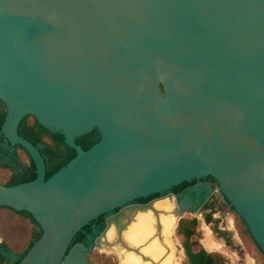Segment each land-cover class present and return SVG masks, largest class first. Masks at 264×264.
Segmentation results:
<instances>
[{
  "label": "water",
  "instance_id": "95a60500",
  "mask_svg": "<svg viewBox=\"0 0 264 264\" xmlns=\"http://www.w3.org/2000/svg\"><path fill=\"white\" fill-rule=\"evenodd\" d=\"M0 102V134L35 173L0 183V206L40 229L11 264H93L92 250L172 264L184 201L124 205L204 176L264 254V0H0ZM26 115L75 152L48 177L18 133ZM101 215L93 241L71 244Z\"/></svg>",
  "mask_w": 264,
  "mask_h": 264
},
{
  "label": "trees",
  "instance_id": "16d2710c",
  "mask_svg": "<svg viewBox=\"0 0 264 264\" xmlns=\"http://www.w3.org/2000/svg\"><path fill=\"white\" fill-rule=\"evenodd\" d=\"M5 114L4 106L0 109V123L3 120ZM18 133L33 144L38 145L41 154L44 157L46 174L48 177L54 171H56L60 166L64 165L71 157L74 156L75 152L72 148L67 146L63 137L60 134L50 132L41 125H39L35 118L32 115H26L20 121L18 126ZM98 136L96 129L78 137L75 139L76 144L80 145L83 149L88 148L91 145L92 139ZM0 138H3L0 134ZM93 144V143H92ZM60 145H63L65 149H61ZM19 151V156L23 160V164L27 166V169L30 171V175L27 179L22 181H28L35 177L34 166L25 150L19 146L15 145ZM2 169H9L8 166H0ZM210 177V176H209ZM211 178V177H210ZM213 182L214 179L211 178ZM22 181H13L12 173L9 174L7 179H0V183L4 185H11ZM188 182H183L185 185ZM222 206L225 207L230 213H232L234 219V225L236 227V233L239 236V239L242 242H247L252 245L257 252L258 260H254V264H264V254L259 249L258 245L255 243L251 237L245 222L239 217L236 211L230 206L226 199L222 196ZM220 203V202H219ZM8 210L12 214V221L19 223L21 221H28L29 229L25 235L20 237L18 242V250H14V259L12 262L7 261L0 254V264H11L17 262L23 254L27 251L33 241L39 236L40 229L34 219L25 211H15L7 206H0V210ZM217 210L215 205L210 207V211L207 212L203 219L208 223H215V220L212 218V214ZM175 235L179 238L180 247L182 250V259L180 264H231L228 257L220 251L217 250H206L201 244V221L195 215H182L175 226ZM215 236L218 239H221L226 246H233V231L229 229H220L217 226L214 227ZM78 233L72 240L71 244H74L77 238ZM0 248L5 250H12L10 245L6 241H0ZM90 258L95 257L99 264H114L113 260L110 257L105 255L95 253L90 251Z\"/></svg>",
  "mask_w": 264,
  "mask_h": 264
},
{
  "label": "rangeland",
  "instance_id": "374dc122",
  "mask_svg": "<svg viewBox=\"0 0 264 264\" xmlns=\"http://www.w3.org/2000/svg\"><path fill=\"white\" fill-rule=\"evenodd\" d=\"M6 165L9 169H2L0 167V179H7L9 174L16 172L18 173L23 165V160L19 154L14 155H0V166ZM217 195L219 197L215 206L217 210L212 214V218L215 220V223L205 222L203 217L206 214V211L201 209H196L194 211L185 208L182 215H195L201 221V244L206 250H217L225 254L231 264H254V260H258L257 252L254 247L247 242H242L239 239V236L236 233V227L234 225V219L232 213H230L222 205V196L218 192V188H215ZM220 202V203H219ZM221 205V206H220ZM181 215V216H182ZM180 216V217H181ZM179 217V218H180ZM178 218V219H179ZM12 214L8 210H0V241H6L12 250H5L0 248V254L9 262H12L14 259V250H18V240L20 237L25 235L29 229L28 221L19 220V223L12 221ZM178 220H176L169 233V243L173 255V264H180L182 259V250L180 247V240L175 235V226ZM217 226L220 229H229L233 231V246H225L224 242L221 239H218L214 233V227ZM94 251V250H92ZM107 257H110L114 264H119L115 256L107 253L97 252ZM90 255V254H89ZM89 257V256H88ZM89 260L93 264H99L95 257L90 258Z\"/></svg>",
  "mask_w": 264,
  "mask_h": 264
},
{
  "label": "flooded vegetation",
  "instance_id": "af4514ba",
  "mask_svg": "<svg viewBox=\"0 0 264 264\" xmlns=\"http://www.w3.org/2000/svg\"><path fill=\"white\" fill-rule=\"evenodd\" d=\"M3 108V104L0 102V109ZM98 136H95L91 144L97 141ZM61 149H65L63 145H60ZM14 155L19 154L18 149L16 146H12L8 144L3 138H0V155ZM30 171L27 169V166L24 164L21 165V169L18 173H12L13 181H22L29 177ZM183 183V182H182ZM182 183L170 187L168 190L160 192V193H153L149 194L145 197H139L134 199L133 201L129 202L128 205L132 204H146L151 201H155L156 199L166 195V194H173L177 200L184 201V206L187 209L198 208L207 212L210 211V207L215 205L218 201L219 197L216 191V183L212 181L209 176H204L199 179H193L187 184L183 185ZM222 196V195H221ZM121 207L114 209L113 213H116ZM107 215L98 216L96 219L92 220L90 223L85 225L81 231L78 232L77 240L75 243L79 242L83 245H88L94 238L98 235V232L103 230L105 227V219ZM95 229V230H94ZM164 243V239L161 240ZM169 253L171 254V263L173 264V255L172 250L169 245ZM161 255L156 258H152L153 261H158ZM150 264H152L150 262Z\"/></svg>",
  "mask_w": 264,
  "mask_h": 264
},
{
  "label": "crops",
  "instance_id": "0c3cea01",
  "mask_svg": "<svg viewBox=\"0 0 264 264\" xmlns=\"http://www.w3.org/2000/svg\"><path fill=\"white\" fill-rule=\"evenodd\" d=\"M234 242V241H233ZM226 246V245H225ZM221 252V251H220Z\"/></svg>",
  "mask_w": 264,
  "mask_h": 264
}]
</instances>
